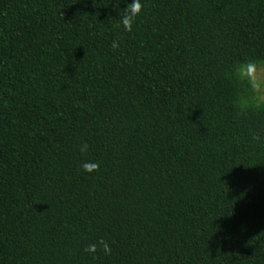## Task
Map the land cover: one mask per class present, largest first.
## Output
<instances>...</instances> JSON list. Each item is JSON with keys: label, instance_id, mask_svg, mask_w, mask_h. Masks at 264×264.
Returning <instances> with one entry per match:
<instances>
[{"label": "trees", "instance_id": "16d2710c", "mask_svg": "<svg viewBox=\"0 0 264 264\" xmlns=\"http://www.w3.org/2000/svg\"><path fill=\"white\" fill-rule=\"evenodd\" d=\"M130 2L0 0V264H264V0Z\"/></svg>", "mask_w": 264, "mask_h": 264}, {"label": "clouds", "instance_id": "9594fccd", "mask_svg": "<svg viewBox=\"0 0 264 264\" xmlns=\"http://www.w3.org/2000/svg\"><path fill=\"white\" fill-rule=\"evenodd\" d=\"M142 10L141 0H131L120 17V24L127 32L132 31L133 23ZM112 48L119 47L117 41L112 42ZM221 76L232 86L234 92L231 97V106L237 120L246 118L250 114L264 113V59H236L222 72ZM249 136L253 141H261V132L249 129ZM89 145L84 142L79 145L81 153H87ZM99 162L92 160L82 161L80 168L86 173L98 171ZM105 256H110L112 249L110 244L100 239L96 243L88 244L84 251L95 257L97 250Z\"/></svg>", "mask_w": 264, "mask_h": 264}]
</instances>
